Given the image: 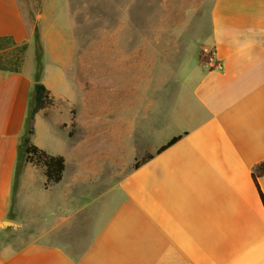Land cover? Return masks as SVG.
I'll return each mask as SVG.
<instances>
[{"label":"crops","instance_id":"crops-1","mask_svg":"<svg viewBox=\"0 0 264 264\" xmlns=\"http://www.w3.org/2000/svg\"><path fill=\"white\" fill-rule=\"evenodd\" d=\"M210 8L211 28L199 55L182 57L170 103L161 79L137 95L119 60L102 66L112 94L103 101L104 87H88L90 55L58 52L39 25L54 103L37 113L31 143L66 164L46 187L29 162L17 179L35 48L19 0H0V37L29 43L20 73L0 71V264H264L251 173L264 160V0ZM211 54L223 69L208 67ZM258 185L264 197V175Z\"/></svg>","mask_w":264,"mask_h":264},{"label":"rangeland","instance_id":"rangeland-1","mask_svg":"<svg viewBox=\"0 0 264 264\" xmlns=\"http://www.w3.org/2000/svg\"><path fill=\"white\" fill-rule=\"evenodd\" d=\"M212 2L44 0L42 4V0H31L29 3L38 19L42 13L36 26L46 30L57 44L58 52L73 53L77 47V52L90 55L88 87L93 90L98 84L104 87L100 89L103 101L111 99L112 94L111 72L103 75L102 66L115 68L119 60L121 67L125 66L120 79L124 83L129 81L131 86L134 83L137 95L145 86L153 87L161 79L168 86L170 103L175 96L182 57L187 53L195 59L199 55V41L211 28ZM19 3L25 11L26 0ZM26 16L32 26L30 17ZM72 130L75 131V126Z\"/></svg>","mask_w":264,"mask_h":264},{"label":"trees","instance_id":"trees-1","mask_svg":"<svg viewBox=\"0 0 264 264\" xmlns=\"http://www.w3.org/2000/svg\"><path fill=\"white\" fill-rule=\"evenodd\" d=\"M31 0H26L25 14H27L32 23L33 29V42L35 48V84L33 88V99L31 108L29 110L26 121V136L23 139L22 147L20 148L21 161L17 166V179L21 171L22 162H29L35 166L44 169L46 177V187L59 183L63 179L65 172V158L60 155H51L46 151L40 149L31 143V136L34 134V121L37 113L53 105L54 99L51 97L50 91L42 83L41 79L44 73V48L41 35L38 27L36 26L37 16L30 8ZM29 48V43H17L12 37H0V71L20 73L23 69L25 55ZM73 115L75 112L73 111ZM72 126H75L74 116ZM178 140V137L173 138L166 146L162 147L159 152L166 149ZM153 155L147 154L141 159L136 160L134 168L137 169ZM253 180L259 190L260 196L264 203V197L258 185V179L264 175V160L253 165L251 168Z\"/></svg>","mask_w":264,"mask_h":264},{"label":"built area","instance_id":"built-area-1","mask_svg":"<svg viewBox=\"0 0 264 264\" xmlns=\"http://www.w3.org/2000/svg\"><path fill=\"white\" fill-rule=\"evenodd\" d=\"M207 65L210 69L217 68V69H223L224 65L222 62H217L215 56L211 54L209 57H207Z\"/></svg>","mask_w":264,"mask_h":264},{"label":"bare ground","instance_id":"bare-ground-1","mask_svg":"<svg viewBox=\"0 0 264 264\" xmlns=\"http://www.w3.org/2000/svg\"><path fill=\"white\" fill-rule=\"evenodd\" d=\"M126 60V59H125Z\"/></svg>","mask_w":264,"mask_h":264}]
</instances>
